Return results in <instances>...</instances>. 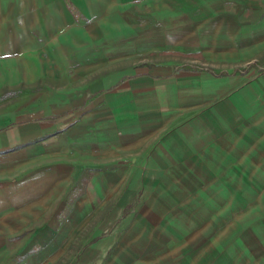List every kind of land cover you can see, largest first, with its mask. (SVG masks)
<instances>
[{
	"label": "rangeland",
	"instance_id": "374dc122",
	"mask_svg": "<svg viewBox=\"0 0 264 264\" xmlns=\"http://www.w3.org/2000/svg\"><path fill=\"white\" fill-rule=\"evenodd\" d=\"M241 20L242 46V30L233 29V47L202 59L99 51L91 35L69 66L0 89V128L22 117L53 127L46 140L0 158V264H264V23L257 35L248 30L257 21ZM163 62L200 71L187 85L191 95L207 93L205 107L226 120L216 123L222 136L208 163L155 177L144 170L162 134L144 148L136 147L142 140L123 147L145 124L141 109L128 115L97 97L122 88L139 66ZM90 103L97 107L74 115Z\"/></svg>",
	"mask_w": 264,
	"mask_h": 264
},
{
	"label": "crops",
	"instance_id": "0c3cea01",
	"mask_svg": "<svg viewBox=\"0 0 264 264\" xmlns=\"http://www.w3.org/2000/svg\"><path fill=\"white\" fill-rule=\"evenodd\" d=\"M241 18L257 21L248 25V30L253 26L259 35L264 23V0H0V89L33 83L54 73V68L69 66L71 51H78L91 35L97 37L99 51L109 47L110 51L202 59V52L225 51L231 42L228 32L233 29L242 30L243 37L237 40L242 46L247 23ZM76 57L84 62L93 55ZM170 66L168 62L143 64L140 72L120 79L122 88L101 92L97 97L99 103L104 102L114 111L126 110L128 115L141 109L145 126L130 134V142L122 141L123 147L132 148L134 142L142 140L136 147L144 148L162 134L147 153L144 170L155 177L172 175L179 165L208 163V156L213 157L215 137L222 136L216 135L220 134L216 123L223 125L226 120L223 115L214 117L211 108L205 107L207 93L196 91L191 95L187 85L200 79V71H173ZM118 98L126 102H115ZM96 107L90 103L74 115L81 117ZM190 110L196 112L188 117ZM48 131L52 132L53 127L28 117L1 127L0 152L4 153L0 158L22 149V144L29 141L50 137ZM245 176L243 171L238 173L242 184Z\"/></svg>",
	"mask_w": 264,
	"mask_h": 264
},
{
	"label": "trees",
	"instance_id": "16d2710c",
	"mask_svg": "<svg viewBox=\"0 0 264 264\" xmlns=\"http://www.w3.org/2000/svg\"><path fill=\"white\" fill-rule=\"evenodd\" d=\"M47 137H49L48 135L46 136H43L42 138H38V139H35V140H32V141H29V142H27V143H25V144H22V146H21V148H23L24 146H27V145H30V144H32V143H36V142H39V141H41V140H44V139H46ZM4 152H0V154H3ZM88 183V179H84V181H83V187H81L80 189H81V191H80V193L78 194V196H81V195H83L84 193H85V191H86V184ZM20 237L21 236H17V237H13L14 239H20ZM41 248H42V246H40V245H36L34 248H32L30 251H29V253L28 254H26V255H24V256H17L16 257V260H17V262L19 263V262H21L22 260H24L25 259V257L27 256V255H29V254H33V253H36V252H38V251H40L41 250Z\"/></svg>",
	"mask_w": 264,
	"mask_h": 264
}]
</instances>
